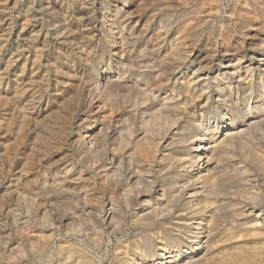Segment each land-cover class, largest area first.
Returning a JSON list of instances; mask_svg holds the SVG:
<instances>
[{
    "label": "rangeland",
    "instance_id": "374dc122",
    "mask_svg": "<svg viewBox=\"0 0 264 264\" xmlns=\"http://www.w3.org/2000/svg\"><path fill=\"white\" fill-rule=\"evenodd\" d=\"M263 39L264 0H0V264H69L63 248L58 250L56 242L59 241L73 243L72 248L77 251L72 252L74 259L79 255L77 259L89 261L88 264H129L136 260L167 264L165 256L168 254L161 255L159 245L162 244L170 250L177 249L178 258L197 252L194 239L187 231L184 235V231L179 234L177 230H171L179 237L167 238V234L172 236L167 230L169 224L152 219L156 216L154 211L137 224L131 222V208L134 207L131 198L137 191L148 192L151 183L141 180L137 185L133 181L126 185V179L131 171L134 173L142 168L152 174L153 184L171 189L182 182L175 175L180 170L176 161L185 159L196 145L190 141L193 140L192 133L206 132L214 122L229 117L230 128H234L244 127L248 120H259L264 116V74L256 66L252 65V76L247 77L246 82L244 79L215 83L211 78L212 69L223 56L231 53L241 61L250 59L257 54ZM200 69L209 73L206 78L209 93L184 87L186 76L192 77L193 71ZM117 73H125L142 86L154 87V94H160L158 98L171 90L169 93L176 97L175 103L177 101L179 106L176 115L148 109L143 123L139 122V113L138 116L136 113L128 115L127 122L133 126L129 125L130 131L143 129V124L144 131L157 137L169 130L175 118L179 117V121L171 129L173 140L165 150L168 155L165 165L174 163L171 170L160 172L163 164L157 162L150 168L140 166L137 159L141 156L134 154V162L128 164L125 158L119 165L121 168L115 171L116 176H110L114 179L112 185L106 173L107 166H104L110 147L106 136L110 118L113 117L115 123L116 115L122 107L125 109L123 104L128 101L136 108L157 107L158 101L155 95L148 94L147 97L138 88L126 92L124 99L116 93L113 101L107 92L108 85L101 82L106 76ZM194 92L200 95H196L198 99ZM260 125H264L263 120L250 130L246 129L247 137L245 134L240 137L246 138L241 148L235 139L230 146L236 156L232 157L250 172H240L239 178L228 182L231 185L228 190L234 191L240 204H261L264 199V160L260 159L261 156L264 158V126ZM91 133L99 139L100 147L89 146L86 142V134ZM225 159L227 165L230 161L228 157ZM189 180L185 183L192 181ZM219 186L221 191L229 188ZM122 190L128 196H122L119 192ZM251 192H255V197ZM175 199L169 200V210L181 204ZM108 201L115 208L113 226L128 229L124 239L118 231L112 234L108 222L102 219ZM65 214L73 216L69 223L62 222L67 227L63 225L61 230L69 228L68 236L62 235L56 219ZM148 221L152 224L146 225ZM50 223L58 228L50 230L56 238L42 250L44 240L38 237L39 231ZM214 224L209 241L214 253L221 257L225 254L222 240L231 235L228 228L235 226L220 219ZM162 227L167 231L165 237L157 233ZM197 230L193 225L188 227L189 234H196ZM145 231L150 233L149 236L142 235ZM215 235L216 239L221 237L218 242ZM224 241L227 245L231 243ZM214 259L210 260L211 264L217 261Z\"/></svg>",
    "mask_w": 264,
    "mask_h": 264
},
{
    "label": "bare ground",
    "instance_id": "6f19581e",
    "mask_svg": "<svg viewBox=\"0 0 264 264\" xmlns=\"http://www.w3.org/2000/svg\"><path fill=\"white\" fill-rule=\"evenodd\" d=\"M240 16H242V15H240ZM233 18L235 19V17H233ZM241 18H244V17H241ZM245 22H243V23H245ZM243 23H241V25ZM195 24L198 25V23H195ZM247 26H249V25H247ZM240 27H242V26H240ZM244 28H245V26H244ZM263 41H264V39H263ZM253 49H254V47H253ZM230 52H231V50H230ZM226 53H227V51H226ZM228 53H229V51H228ZM234 56L235 55H233L231 53L230 54H226L225 56L222 57L220 63L215 67V69H212V72H211L212 76H211V78L214 80L215 83H218L220 80H225L227 82L229 80L231 82L232 81L239 82V81H243L244 79H245L244 81L246 82V78L252 76V74H251V71H252L251 67H252V65H254V68L256 66V68L258 70H261L263 72V74H264V42L261 44V47L258 50L257 54H255L252 58L250 57V59L247 58L248 56L246 57L248 60L247 59L246 60H243L244 58L242 57L243 58L242 59L243 61H241L240 58H238L237 56H235V57ZM210 68H211V66H210ZM125 69H126V67H125ZM192 70H194V68ZM193 72L194 73H193V76L192 77H187L186 76L187 79L184 82V84L186 86H184V87H187L188 89H191V91L192 90L193 91H195V90H197V91L198 90H201L202 92L200 91L199 93H203L205 90H206V93H209V91H210L209 90V87H208L209 85L207 86V82H206L207 81L206 78H208L209 73L202 71V69H200V71H198V72L196 70L193 71ZM195 72H197V73H195ZM190 75H192V74H190ZM180 78H182V76ZM183 79H185V78H182V80ZM101 83L103 85H108V88H109L108 90L109 91H107V92L109 93V96L111 97V99H113V101L116 100V96H117V95L115 96L116 93H120V97H122V99H124V98L127 97L126 96V94H127L126 92H129V90H132L133 88L134 89L135 88H138L139 90H141L140 92H144V95H147V97H148V94L155 95L156 97L158 95H160V94H154V91L152 90L154 87L152 89H150V86L149 87L142 86V85L138 84L136 81L130 79V77H126L125 73L124 74L117 73V74H114V75H111V76H108V77L106 76L102 80ZM262 83H263V81H262ZM262 85H263V91H264V83ZM155 86H156V84H155ZM218 87H220V86H218ZM103 88H104V86H103ZM166 92L167 93H165L163 96L161 95L159 98L157 97V100H158L157 101V107L156 106L154 107V106L151 105L150 108L143 107V106L142 107H139V108H136L135 107L136 105L135 106H134V104L131 105V103H128L129 102L128 101L127 103L123 104V105H125V109H123V107H122L121 108V112L116 115L117 116L116 117L117 119H115V123H114V118L113 117L110 118V122L111 123L109 124L110 126H109V130H108V134H106L107 140H108V143L107 144L110 147L108 146L109 147V149H108L109 150V154H108V158H106V159H108V162H106L107 165H104V166H107L106 173H108L109 178H110V176H113V174L115 173L116 170H118V167L121 168L119 165L122 163V161L125 158H127V160H125V161L128 164H131L132 162H134V160H135L134 154H139L141 156L140 158L137 159L138 161H140V164H139L140 166H147L148 168H150L152 165H154V163L157 162L160 165L163 164V166L160 168V172H161V170H163L164 172L167 173L168 172L167 170H169V169L171 170L172 169L171 166H172V163L173 162L170 165H169V163L167 165H165V162H166V160L168 158V155H167V153H165V150L167 148H169L170 147V144L172 143V140H173L172 135L173 134L171 133V129H173L175 127V125H176L177 120H178L179 117L178 118H175L173 121H172L173 117L171 119H169V121L170 120L172 121V123L170 124L172 126L169 128L168 131H167V129L165 130V132L167 131L166 133H163L161 136H157V137H154L153 136L154 134L153 135H149L146 131H144L143 130L144 129L143 124H142L143 129L140 128L137 131H134V133H133V131H130V127H129V125L132 126V124H128V122H127L128 115H130V114L134 115L136 113L137 116H138V113H139V115H140V121L139 122L140 123H143L144 120H145V118H146V116H147V114H148V113L146 114L147 110L149 109V111H150V110H152L151 108H153L156 111H159L160 110V111H163V112L164 111L165 112L168 111V112H171L173 114L174 113H177V112H175V110H177L179 106L177 104V101L175 103V100H176L175 98L176 97L174 98L172 96L173 94L171 95L168 91H166ZM189 94H191V93H189ZM217 94H218V92H217ZM196 95H198V97H200L199 94H196ZM196 95H195V92H194V96H196ZM144 97H142V98H144ZM196 98H197V96H196ZM142 101H144V100H141L140 102H142ZM137 102H136V104H137ZM179 102H180V100L178 101V103ZM144 103H145V101L143 102V104ZM201 103H203V101ZM140 104H142V103H140ZM184 104L187 105V103H184ZM254 104H255L254 108H257L256 107V103H254ZM146 105H148V104H145V106ZM154 105H156V104H154ZM199 106L202 107L201 104ZM183 107L185 108L184 105H183ZM249 109H250V107H249ZM250 112L248 114H250ZM160 113H159V115H160ZM161 114H163V113H161ZM178 114H180V113H178ZM174 115H176V114H174ZM259 115H261V114H259ZM178 116H180V115H178ZM227 117H229V116H227ZM168 118H169V116H168ZM255 119L252 118V120H248L247 122L244 121L245 122L244 123V127H234V128H230L231 127L230 125L232 124V121H231V119L229 117L227 119L226 118L225 119H221L220 122L219 121L218 122H214L215 124L213 126H211V128H209L206 132L192 133L191 138L193 140H190V141H192L193 144H196L195 147H193V150L192 151H190L189 153H187V157L184 156V158L186 157L185 159H183V160L182 159H178V161H176L177 164H178V167H180V170H178L177 172H175V175L178 178H181L182 179L181 181L184 182V183H182L180 181L182 184L181 183L178 184L176 182L177 185L175 183L176 186L173 187V188H171V189L169 187H167V189L161 188V187H163V185L160 186L159 184H153L152 183V180H151L152 174L149 171H147L146 169L144 170V169L141 168L142 171H140L141 169H138L137 170L138 172L136 171L134 173L131 171L132 174H130L127 177V179H126V185L130 184L129 182H131V181L134 182L133 183L134 185H137V183H139L141 180L143 182H145V183L147 182V184L151 183L148 186L150 188L148 190V192L147 191H140V192L137 191V193L135 192L134 197L131 198V201L133 200V203H134L133 204L134 207L131 208L132 209V211H131V218H132V221L131 222L132 223L137 224V222L143 220V218L145 217V215H148L151 212L152 213L156 212L157 213V214L155 213L156 216L154 218L152 216V219H155V220L158 221V223L161 222L164 225L166 223L169 224L168 225L169 228H167V230H170V231L171 230H177L179 234H181V231L182 232L183 231L184 232L187 231L188 236L194 239L195 244H193V245H195V248L197 249V252H194V251L189 252L188 255H183V256H181V258H178V256L176 255L177 249L170 250L164 244H162L161 246L159 245V247H160V249H162V253H163L161 255L164 256L165 254H168L167 256H165V258L168 259V261H166L167 264H198V263H201V264H203V263H205V264H211V261L210 260H212L214 258H215L214 260L217 259V261H215V264H264V199L262 200L261 204H256V203H248V204L247 203H243V204H240L236 200V198L234 197V191L228 190V189H231L229 187L231 185L228 182H231L232 180H234V178L238 177V175H239L240 172H244L245 173V171L247 170V169H245L246 167H245V165L242 162H240L239 160H236V159L233 158V157H236V156H233L234 154L232 152V148H230V146L232 145V140L233 139L237 140L238 141L237 142L238 144L237 143L236 144L240 146L239 148H241V146H243V144H244V141L246 142V140H245L246 138L243 139L244 140L243 141L240 137H243V135L246 132H248V130H246V129H249L253 125L255 127V124L256 123L258 124V122L260 123V121H262V120L264 121V116L262 118H260L259 120H255ZM146 122H147V120H146ZM263 126H261V127H263ZM253 129H255V128H253ZM132 130H134V129H132ZM259 132H261V131L259 130ZM86 135H87L86 136V139H87L86 142L90 144L89 146H99V145H102L99 142H97V140H99V139H95L94 136H91L92 133L91 134H86ZM247 135H246V137H247ZM99 138H100V136H99ZM191 138L189 136L188 139H191ZM249 138L250 137H248V139ZM263 139H264V137H263ZM251 140L253 141L252 138H251ZM252 141H249V142H252ZM98 143H99V145H98ZM105 144L106 143L104 141V145ZM247 144L248 143H246V145ZM255 145H257V144H255ZM253 146H254V144H253ZM260 146H263V145H260ZM101 148H103V147H101ZM252 150L254 151V149H252ZM257 150H259V149H257ZM95 152H96V150H95ZM256 155H258V152H257ZM226 157H228V160L230 161L229 163L232 164V167L230 166V164L227 161L226 162L229 164L230 167L228 166V164L225 165L226 164L225 163V160H226L225 158ZM261 157H260V159L261 160H264V158H261ZM243 162H244V160H243ZM263 163H264V161H263ZM132 168H133V166H132ZM247 171L249 172V169ZM166 173H164V174H166ZM186 175H188V176H186ZM189 175H191V176H189ZM250 177H248V178H250ZM189 178L192 179V181H191L192 183L191 182L190 183H185L186 181L188 182ZM262 178H264V177H262ZM242 180H244V179H242ZM109 181L113 185L114 179H112V177L110 178ZM245 181H246V179H245ZM52 183H53V181L51 182V184ZM55 184H59V183H55ZM55 184H54V186H55ZM46 185L47 184H45V186ZM126 185H125V188H126ZM219 185H225V186H228L229 188L226 187L227 190L221 191L220 190L221 187ZM207 187H208V189H207ZM218 187H220V188H218ZM53 189H56V188H53ZM121 189H124V187L121 188ZM174 190L177 193H175ZM50 191H52V188L50 189ZM119 192H121V195L124 196V197H125V195H127V194H125V191L124 190L119 191ZM252 193L253 192H251V194ZM254 193H253V196L255 197V194ZM172 197L176 198L175 199L176 202H179L180 201L181 204L178 205V207L175 208L174 210H172V208L169 210L167 207L170 208L171 206L168 205V202H169V200H171ZM252 197H250V198H252ZM47 203H49V202H47ZM42 206H44V205H42ZM105 207H106V205H105ZM43 209H41V210H43ZM46 210L47 209H44L45 212H46ZM166 211L168 213L167 215L165 214ZM66 214L64 216H61V217L56 218L57 221L59 222L58 223L59 224V226H58L59 230H61V227L63 225L65 227H67L65 223H69V220H71L73 218V216L71 214L70 215H66ZM55 215L56 214H54L53 216H55ZM73 215H74V213H73ZM115 215H116V213H115L114 204L112 202H109V204L107 205V208L105 210V213L102 215V219L104 221H107L108 222L109 228H111V233L114 232V231H118V233L120 234L119 236L120 237L122 236V239H124L123 236L124 235L125 236L127 235L128 229H126V228H120L119 225L118 226H113V221H115L114 220V216ZM148 216H150V215H148ZM146 219H147V217H146ZM196 219H198V222H196L197 221ZM216 219H220L222 222H225V221L227 222V220H228L230 223H232L231 226H233V225L235 226L234 228H228V232H229V230H231L230 232H232L230 236H228V235H227L228 237L223 236L225 238L222 241L225 242L224 243L225 245L223 244L224 245V248H222V250H223V253H225V254L223 256H221V257H219L218 255H216L218 253H214V250H213V247H212L213 244L211 245L212 242L210 243V241H209V240H211L210 239L211 238L210 236L212 234L211 233V231H212L211 229L215 225L214 223H215V220ZM42 222L47 223L44 220ZM62 222H65V223L63 224ZM152 222H153V220H152ZM51 223L47 227L42 225L43 227L39 231L38 237L39 238H42V240H44L43 241L44 244H43L42 250L44 249V247L49 242L50 243L51 242L54 243V241H55L56 236H54L53 235L54 232H51L50 230L51 229H58V228H57V226L55 227V226L51 225ZM52 224H54V223H52ZM149 224H152V223H150V222L149 223H146V225H149ZM190 225H193L196 229H199V230H197L196 234H194V233L193 234H189L190 232L188 233V227ZM227 225H229V224L227 223ZM224 227H225V225H224ZM163 229H164V231H163ZM163 229H158L157 233H159V235L157 233L156 234L158 236H163V237H165V236L168 235L167 238L170 237L172 239L179 237V235L173 234L172 231L170 233V234H172V236H170L169 234H167L166 229L165 228H163ZM68 230H69V228H66L65 230H61V231H63V233L61 232L62 235L63 234L67 235ZM154 230L156 231L157 229H154ZM225 231H226V229H225ZM71 232H73V231H71ZM226 233H227V231H226ZM149 234H150L149 232L147 233L145 231L142 235L144 237H147V236H149ZM185 234H186V232L184 233V235ZM223 234H225V233H223ZM119 236H117V237H119ZM143 236H142V238H143ZM220 236L221 235H219V237ZM214 238L216 239V235H215ZM220 238H217L216 240L215 239L214 240L218 242V239H220ZM32 239H33V237H32ZM125 239H127V238H125ZM188 239H190V238H188ZM29 240L30 239H28V241ZM224 240H228L231 243H228V245H227V242L224 241ZM119 241L123 243V241H121L120 239H119ZM162 241H164V240H162ZM35 242H36V239H35ZM67 242H69V241H65V242L59 241V243L56 242V244H58L57 247H59V249L57 247L56 248L58 250H61L63 248L62 250L66 252V258L68 259V262H70L69 264H88L89 261L86 262V261H80V260H78L77 258H78L79 255L78 256L75 255L77 257L74 259V256L72 255V252L76 251V250H74L72 248V246L74 244L72 243L73 244L72 245L71 243H67ZM39 243H40V241H39ZM128 243H130V242H128ZM200 243H201V245H200ZM52 244L50 246H52ZM124 244H125V242H124ZM216 244H218V243H216ZM31 245H32V242H31ZM31 245L29 244V247L30 248H31ZM168 246H170V245H168ZM119 248H121V247H119ZM119 248H117V250ZM123 248L124 247H122V249ZM217 248H214V249H217ZM219 248H221V247H219ZM35 249H37V248H35ZM48 249H49V247H48ZM76 249H78V248H76ZM33 250H34V248H33ZM184 251H186V249ZM57 252H59V251H57ZM124 252H125V250H124ZM124 252H122V253H124ZM126 252H128V251L126 250ZM215 252H217V251H215ZM218 252L221 253V251H218ZM39 253H40V251H39ZM45 253H47V252H45ZM60 255L62 256L61 253H60ZM60 255H57V256H60ZM63 255H64V253H63ZM83 255H84V252H83ZM85 256L87 257V255H85ZM85 256H84L83 259H86ZM216 256H218V258ZM125 259H123L124 262L126 261ZM132 259H133V257H132ZM71 260H73V261H71ZM81 260H82V258H81ZM127 260H129V259H127ZM214 260L212 262H214ZM151 261H153V260H151ZM155 262L153 261L152 263H150V262L145 261V260L144 261L137 262V260H136V262L133 261V262H130L129 264H155Z\"/></svg>",
    "mask_w": 264,
    "mask_h": 264
}]
</instances>
